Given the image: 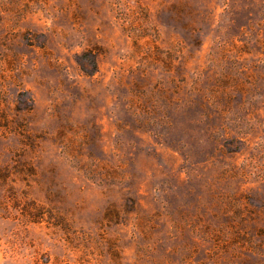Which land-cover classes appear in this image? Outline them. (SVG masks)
<instances>
[{"label": "rangeland", "instance_id": "374dc122", "mask_svg": "<svg viewBox=\"0 0 264 264\" xmlns=\"http://www.w3.org/2000/svg\"><path fill=\"white\" fill-rule=\"evenodd\" d=\"M0 264H264V0H0Z\"/></svg>", "mask_w": 264, "mask_h": 264}]
</instances>
